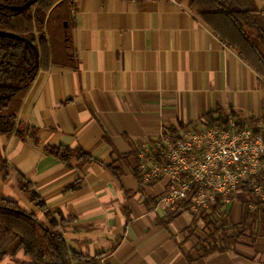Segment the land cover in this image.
I'll return each instance as SVG.
<instances>
[{"label":"crops","instance_id":"0c3cea01","mask_svg":"<svg viewBox=\"0 0 264 264\" xmlns=\"http://www.w3.org/2000/svg\"><path fill=\"white\" fill-rule=\"evenodd\" d=\"M73 2L79 67L40 71L32 82L19 122L36 139L30 130L23 139L0 136L11 164L6 178L0 173V202L16 201L50 225L21 190V173L66 221L69 248L111 264H264V236L205 254L204 218L159 205L169 179L144 186L136 152L162 130L207 125L211 114L264 121V80L191 10L193 0ZM256 5L264 11V0ZM56 146L81 148L98 162L67 166L45 150ZM77 182L79 190L67 191ZM247 199L240 193L227 204L234 226L227 233L242 230ZM0 264L29 258L20 253Z\"/></svg>","mask_w":264,"mask_h":264},{"label":"trees","instance_id":"16d2710c","mask_svg":"<svg viewBox=\"0 0 264 264\" xmlns=\"http://www.w3.org/2000/svg\"><path fill=\"white\" fill-rule=\"evenodd\" d=\"M73 0H0V136L18 135L22 139L31 128L21 130L19 113L31 84L41 72L53 67L77 69L79 57L73 41L75 19ZM191 10L209 26L221 43L234 49L240 59L264 80V11L259 10L256 0H193ZM7 34L27 39L23 42ZM39 51V60L31 46ZM212 114L207 125L217 121ZM33 133V134H32ZM36 139V138H35ZM37 144V141L35 142ZM46 152L70 166L73 160L81 164L98 162L83 149L63 146L50 147ZM11 164L0 147V173L8 175ZM117 175V171L109 167ZM17 181L40 212L49 220V226L34 215L23 210L19 203L4 199L0 202V262L7 257L23 253L29 264H98L102 256L88 258L69 248L61 227L66 221H59L47 208L33 184L18 172ZM81 187L75 183L67 191L75 192ZM245 202H256L247 195ZM221 205L203 216L209 228L208 238L201 247L205 254L224 252L241 237L252 241L264 236V210L243 211L242 230L229 234L233 224L229 216L221 212ZM198 220V219H196ZM229 234V235H228ZM219 235V236H218Z\"/></svg>","mask_w":264,"mask_h":264},{"label":"built area","instance_id":"2783aa9c","mask_svg":"<svg viewBox=\"0 0 264 264\" xmlns=\"http://www.w3.org/2000/svg\"><path fill=\"white\" fill-rule=\"evenodd\" d=\"M140 182L151 185L166 177L169 187L158 204L171 210L187 209L203 217L240 193L256 202L244 210H264V121L237 119L232 114L212 124H188L162 130L159 139L136 150ZM98 264H111L104 256Z\"/></svg>","mask_w":264,"mask_h":264},{"label":"water","instance_id":"95a60500","mask_svg":"<svg viewBox=\"0 0 264 264\" xmlns=\"http://www.w3.org/2000/svg\"><path fill=\"white\" fill-rule=\"evenodd\" d=\"M7 35L11 36L14 39L23 41V42H29L27 39H25V38H23L21 36H18V35H14V34H7ZM29 44H31V46L33 47V49H34V51H35V53L37 55V62H38V60H39V51H38V49H37V47L35 45H33L32 43H29Z\"/></svg>","mask_w":264,"mask_h":264}]
</instances>
